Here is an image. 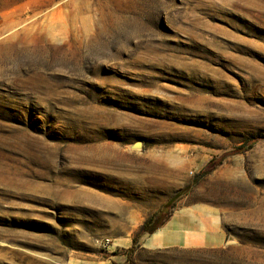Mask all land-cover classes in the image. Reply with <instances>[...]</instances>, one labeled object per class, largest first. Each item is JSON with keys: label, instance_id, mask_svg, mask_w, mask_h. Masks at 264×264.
<instances>
[{"label": "rangeland", "instance_id": "rangeland-1", "mask_svg": "<svg viewBox=\"0 0 264 264\" xmlns=\"http://www.w3.org/2000/svg\"><path fill=\"white\" fill-rule=\"evenodd\" d=\"M0 17V264H129L175 196L224 242L145 236L137 264H264V0H0Z\"/></svg>", "mask_w": 264, "mask_h": 264}, {"label": "crops", "instance_id": "crops-1", "mask_svg": "<svg viewBox=\"0 0 264 264\" xmlns=\"http://www.w3.org/2000/svg\"><path fill=\"white\" fill-rule=\"evenodd\" d=\"M6 18L0 17V33ZM197 213L173 212L165 227L145 238L149 247L170 246H218L225 235L207 217H197ZM201 215V214H200ZM205 215V214H203ZM125 262V261H124ZM97 264H115L114 259L100 261Z\"/></svg>", "mask_w": 264, "mask_h": 264}, {"label": "trees", "instance_id": "trees-1", "mask_svg": "<svg viewBox=\"0 0 264 264\" xmlns=\"http://www.w3.org/2000/svg\"><path fill=\"white\" fill-rule=\"evenodd\" d=\"M248 144L249 145H246V146L251 147L250 144H253V143L248 142ZM176 199H177V196L170 199L161 210H159L158 212L148 217L144 221V223L141 225L138 233L134 236L132 240L131 247L128 249V252H127V258H128L129 264H137L133 260V253L135 249L139 246L140 239L144 238L145 236L151 235L154 232L158 231L159 229L165 227L167 221L172 215V213H169V209L173 206Z\"/></svg>", "mask_w": 264, "mask_h": 264}, {"label": "water", "instance_id": "water-1", "mask_svg": "<svg viewBox=\"0 0 264 264\" xmlns=\"http://www.w3.org/2000/svg\"><path fill=\"white\" fill-rule=\"evenodd\" d=\"M136 143H139L140 147L142 146V142L141 141H137ZM135 144H134V146H135Z\"/></svg>", "mask_w": 264, "mask_h": 264}]
</instances>
